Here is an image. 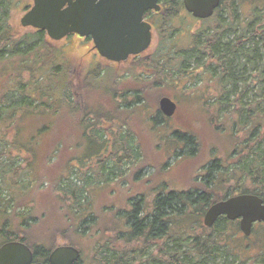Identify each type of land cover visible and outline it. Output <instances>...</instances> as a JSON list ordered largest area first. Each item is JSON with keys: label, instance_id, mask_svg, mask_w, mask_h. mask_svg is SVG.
I'll return each mask as SVG.
<instances>
[{"label": "trees", "instance_id": "obj_1", "mask_svg": "<svg viewBox=\"0 0 264 264\" xmlns=\"http://www.w3.org/2000/svg\"><path fill=\"white\" fill-rule=\"evenodd\" d=\"M19 2L0 0V76L4 75L0 86L1 239H11L13 233H24L38 224H44L50 233L65 232L69 227L82 236L98 223L89 200L91 186L113 184L114 175L115 180L123 178L126 166L141 159V149L137 138L120 126L114 141L109 140L108 130L97 128L110 122L104 112L91 111L73 101L70 80L61 75V64L66 67L64 58L52 48L44 31L30 29L18 35L11 27V11ZM169 4L174 11L182 7L180 2ZM174 13L170 11L169 19ZM201 22L210 26L193 34L188 50L180 53L173 47L169 55L153 61L159 67L155 74L164 77V82L213 80L217 91L209 93L211 101L216 99L220 105L218 119L236 117L229 125V136L240 134L243 145L233 155L232 165L214 160L209 168L205 166L199 187L177 193L159 191L147 206L141 203L145 197L141 194L133 198L135 201H128L131 209L115 217L123 223L114 237H99L102 232L96 228L94 235L99 240L94 244L90 264H209L218 258L219 264H264V232L258 237L254 232L238 238L235 223L223 217L212 229L201 224V215L210 204L232 195L253 194L264 201V0H221L214 17ZM192 66L197 67V73L195 69L187 70ZM97 76L87 75L83 80L86 94L91 92L92 78L100 81ZM128 97L133 101L119 107L122 111L116 109L118 113L128 114L144 104L138 92ZM70 119L73 134L78 136L72 158L66 140L71 131L67 128ZM148 121L156 127L166 123L159 111ZM25 122H32L34 129L23 142L21 125ZM164 139L175 151L196 144L192 134L178 129L171 130ZM48 147L53 149L47 150L46 157ZM14 153H22L30 164L22 168ZM42 153L46 164L57 167L58 158L64 161L57 175L38 167ZM197 153L192 149L179 157L193 158ZM90 162L97 167L90 168ZM212 173L215 179L210 178ZM231 182V187L219 196L224 187H215ZM27 195L39 203L33 200L29 207H20L18 196ZM47 202L62 212L63 221L48 219ZM106 209L112 211L111 207ZM13 215L17 229L7 220Z\"/></svg>", "mask_w": 264, "mask_h": 264}, {"label": "rangeland", "instance_id": "obj_2", "mask_svg": "<svg viewBox=\"0 0 264 264\" xmlns=\"http://www.w3.org/2000/svg\"><path fill=\"white\" fill-rule=\"evenodd\" d=\"M173 2L179 3L180 0H173ZM18 4L11 11L9 24L18 32V35H21L31 31L28 28H22L19 22L33 4V0H21ZM167 14L164 11L166 16L164 24L156 25L157 29L153 34L152 44L142 54L144 57L133 63H122L116 66V63L100 58V64L95 65L99 60V55L91 48L92 41L85 40V38H80L77 35H70L59 42L50 41L52 48L57 49L64 58L63 62L66 67L61 64V71H63L61 75L63 78L70 80L73 101L82 106L85 104L87 109L91 111H97L98 109L100 112H104L103 114L110 119V122L104 123L105 125H98L97 128L103 127L108 130L106 136L109 140L114 141L117 137V127L119 126L134 135L141 149V159L134 161L133 165L126 166L127 172L123 178L115 180L116 175H114L115 183L113 181V184L110 185L91 186L89 189V200L92 202V209L96 211L98 223L96 226L91 225L88 232L84 235L79 236V234L74 233L73 228L69 227L63 230L65 232L50 233L44 224H38L36 227L25 230L27 233L26 239L34 240V243H38L44 248L69 244L80 251L81 264H90L92 250L99 237H114L117 231L122 230L123 220L115 217L116 215L121 217L123 212L131 209L128 201L131 199L135 201L136 199L133 198L141 194L145 196L143 199L141 198V203L147 206L151 204L153 197H156L159 191L177 193L199 187L201 185L200 181L203 183L204 167L209 168L214 160H219L226 165L233 164L232 157L236 154L238 146L243 145L244 138L242 139L240 134L234 137L229 136V125L234 122L236 117L227 120L218 119L220 105L216 102V99L211 101L212 95L209 93L217 91L216 85L212 83L213 80L200 82L198 78L164 82V77L155 74V70L159 67L153 63V61L169 55L173 47L180 53L188 50L192 45L193 34L201 31L206 26H210V24L204 25L201 21L194 19L182 7L175 10L174 15H177L170 19ZM222 16L223 19L226 18V14ZM170 30L172 33H169ZM168 38H172L170 45L167 43ZM93 51L95 52L94 54ZM194 69L193 66L187 68L188 71L197 73V67H194ZM94 74L98 75L97 77L100 78V81L92 78L91 80L94 83L91 84V92L86 94L83 80L87 75L94 76ZM3 76H0V86L4 81ZM131 92L140 93L144 104L135 109L133 108L128 114L118 113L116 109H120L119 107L123 108L126 106L125 103L133 101L131 97H128ZM252 95L253 93L248 94L249 97H252ZM162 97L170 98L176 104L177 110L174 117L166 118L161 114L166 123L156 127L148 121V118L156 111H159V100ZM207 105H210V107ZM221 110H225V108ZM21 126L23 135L20 140L24 142L32 134L34 125L32 122H25ZM67 128L71 129L66 140L69 143L67 147L68 156L72 158L75 155L73 153L74 145L78 136L73 134L74 126L71 119L68 120ZM176 129L180 132L192 134L196 144L186 145L184 149L176 148L175 151L174 146L167 143L164 138L171 130L175 131ZM234 129L237 130L236 126ZM48 149H53V147L46 148V157L49 155L47 153ZM192 149L198 152L195 157L190 158L186 154L185 157H179L183 152L188 153ZM16 155L19 156L18 165H21L22 168L30 164V159L24 158L22 153L13 154V156ZM107 155L109 156L110 152ZM53 161H55V164L59 161L56 164L58 165L57 167L50 163L46 164L44 153H42L38 167L45 172L57 175L64 161L59 160V158L57 162L56 158ZM88 165L90 168L97 167L93 162ZM202 167L203 169L201 170ZM215 177V173L210 176L211 179H215ZM231 184L232 182L227 185L222 183L220 187L216 185L215 189L220 190L224 187L223 190L218 192V195L221 196L225 190L231 187ZM17 200L20 207H29L31 202H34L33 200L37 204L39 203L30 195L18 196ZM48 206L49 209L46 212L48 219L55 223L63 221L61 220L62 212L58 209L56 210L51 203ZM109 207L112 208L111 212L106 209ZM208 208L201 215V224L205 229H212V227L206 228L203 226V217ZM3 220V218H0V224ZM7 220L11 223V227L13 226L17 229L18 221L14 215ZM229 222L235 223L238 238L242 236L239 230V220ZM258 225L260 224L257 223L256 226ZM253 227L251 235L255 232L258 237L260 233L264 232V227ZM96 228L102 232L99 237L94 235ZM232 229L234 230L233 227ZM203 232L205 233L204 230ZM15 234L11 239L18 238L17 235L19 234ZM52 236H54L53 245L49 242V238ZM257 247L259 245L253 246V250H256ZM220 260L218 258L209 264H219Z\"/></svg>", "mask_w": 264, "mask_h": 264}, {"label": "water", "instance_id": "obj_3", "mask_svg": "<svg viewBox=\"0 0 264 264\" xmlns=\"http://www.w3.org/2000/svg\"><path fill=\"white\" fill-rule=\"evenodd\" d=\"M158 0H33L20 19L24 29L44 31L51 42L70 35L90 37L97 54L108 62L122 64L130 57L146 52L151 45V28L143 21L149 10H160ZM220 0H183L185 10L195 19H209ZM176 104L168 97L159 100V111L173 117ZM239 220V230L249 237L255 224H264V201L253 194H238L213 203L203 217V226L211 228L219 218ZM16 250L28 251L12 242L0 248V264H21L9 259ZM27 255L28 252H26ZM79 251L72 246L58 247L49 256V264H75ZM25 264H29L26 261Z\"/></svg>", "mask_w": 264, "mask_h": 264}, {"label": "flooded vegetation", "instance_id": "obj_4", "mask_svg": "<svg viewBox=\"0 0 264 264\" xmlns=\"http://www.w3.org/2000/svg\"><path fill=\"white\" fill-rule=\"evenodd\" d=\"M171 2H173V0H158L157 4L160 7V10L157 11V12H155L153 10H149L143 16V21L145 23H147L150 26V28H151V44H152V40H153L154 31L157 29L156 25L159 26V25L164 24V22H165L166 16L164 15V11H166L168 13L167 15L170 14V11H173V13L175 12L174 10H170V4L169 3H171ZM166 3L168 4V6L166 5ZM180 3H181V6H182V9L185 10V8L183 6V0H180ZM173 4H174V2H173ZM220 4H221V0H220ZM219 7H220V5H219ZM218 8L215 10L214 14L209 19L214 17V15H215L216 11L218 10ZM185 12L188 13L186 10H185ZM171 15L172 14H170V16ZM189 15H191V14H189ZM196 20H198L199 22L200 21H205V20H199V19H196ZM206 20H208V19H206ZM85 40H91V39H90V37H87V38H85ZM91 48L94 51H96L93 48V43H92V47ZM94 51H93V54L95 53ZM95 55L98 56L97 54H95ZM98 57H99V60L96 62L95 65H99L100 64V58L101 57L100 56H98ZM143 57L144 56L142 54H140L138 56L130 57L126 63H128V62L129 63L137 62V60H140ZM115 65L117 66L119 64H115ZM26 234L27 233L24 232V233H20L19 235H17L18 238L8 239V240H2V239L0 240V248H2L6 244L12 243V242H16V243L24 245V247L28 251H21V250H16L15 249V251H14L15 253L14 254H8L7 255V257L9 259L18 260L21 264H25L26 261H28L29 264H49V256L56 248L71 246L69 244H65V245H60V246H56V247L50 246V248H44L43 246L39 245L38 243H34V240L30 241V240L26 239L25 238V237H27ZM14 235H16V234L13 233L11 236L13 237ZM49 242L52 245L54 244V236H53V241H49ZM26 252H28L29 255H27ZM79 253H80V251H79ZM81 262H82V257H81V253H80L79 259H78V261L75 264H81Z\"/></svg>", "mask_w": 264, "mask_h": 264}]
</instances>
